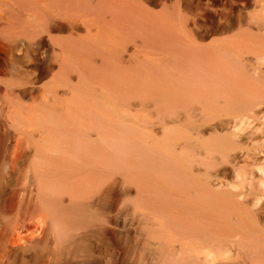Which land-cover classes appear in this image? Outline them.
<instances>
[{
    "label": "bare ground",
    "instance_id": "bare-ground-1",
    "mask_svg": "<svg viewBox=\"0 0 264 264\" xmlns=\"http://www.w3.org/2000/svg\"><path fill=\"white\" fill-rule=\"evenodd\" d=\"M8 1L0 82L50 61L0 105L33 149L11 247L36 264H126L131 241L143 264H264V0Z\"/></svg>",
    "mask_w": 264,
    "mask_h": 264
},
{
    "label": "rangeland",
    "instance_id": "rangeland-1",
    "mask_svg": "<svg viewBox=\"0 0 264 264\" xmlns=\"http://www.w3.org/2000/svg\"><path fill=\"white\" fill-rule=\"evenodd\" d=\"M5 1L10 4V1ZM0 5L2 6L1 3ZM11 5H14L13 10L27 14L26 11L18 9V6L12 2ZM3 7L5 11L6 7L4 5ZM1 10H3L2 7L0 12L4 13ZM4 17H6L5 13ZM42 62H45V65L49 64L50 61H19L13 68L8 69V78L0 82V105H3L2 99L8 91L21 96L25 89L30 88V81L36 74L35 66L36 64L42 65ZM29 95L25 100V106L31 109L36 105V100L40 97L41 91L36 88L30 90ZM0 111V264H36L37 259L34 257L36 249L29 247L27 252H23L21 250L16 251L11 247L12 228L21 217V214L17 212L13 197L15 193L20 192L26 179L29 181L32 176L33 149L30 150L24 135L13 125L11 110L4 105ZM17 146L19 151L27 150V153H20L18 158L12 162L13 152L17 150ZM130 247V254L125 263L143 264L145 254L141 246L137 245L135 241H131ZM58 260H56L57 264H70V261L71 264H83L81 258L73 259L71 256ZM114 263V259L110 258L108 264Z\"/></svg>",
    "mask_w": 264,
    "mask_h": 264
}]
</instances>
